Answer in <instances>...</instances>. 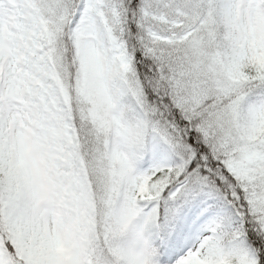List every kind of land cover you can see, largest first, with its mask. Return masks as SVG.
Wrapping results in <instances>:
<instances>
[{"label":"snow or ice","instance_id":"1","mask_svg":"<svg viewBox=\"0 0 264 264\" xmlns=\"http://www.w3.org/2000/svg\"><path fill=\"white\" fill-rule=\"evenodd\" d=\"M0 264H264V0H0Z\"/></svg>","mask_w":264,"mask_h":264}]
</instances>
